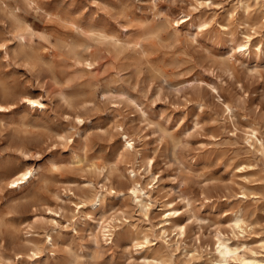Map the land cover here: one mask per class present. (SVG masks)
<instances>
[{"label": "rangeland", "instance_id": "obj_1", "mask_svg": "<svg viewBox=\"0 0 264 264\" xmlns=\"http://www.w3.org/2000/svg\"><path fill=\"white\" fill-rule=\"evenodd\" d=\"M0 104V264L264 259V0H0Z\"/></svg>", "mask_w": 264, "mask_h": 264}, {"label": "bare ground", "instance_id": "obj_2", "mask_svg": "<svg viewBox=\"0 0 264 264\" xmlns=\"http://www.w3.org/2000/svg\"><path fill=\"white\" fill-rule=\"evenodd\" d=\"M20 36L25 39V34H20ZM245 45H246L245 43L235 42L233 48L238 47L240 49H243L245 47ZM89 63L91 64V62H89ZM25 98L31 104H35V103H39L40 105L42 104L41 101L38 99H33L29 96H26ZM0 107H4V106L2 104H0ZM124 134H125L124 138H125L127 146H132L133 145L132 138L127 133H124ZM253 136L257 137L255 130H253ZM253 136H251V137H253ZM251 139H252V142H254L253 138H251ZM259 141H260L261 145H263L261 140H259ZM36 169L29 168V166H28V167H25V168L19 170L16 173L14 172L15 174L13 173V175L10 176V178L8 179V183H10L12 186H17V185H21V183H23V182H28L30 180V178L33 177V175H36V172H35ZM131 172L133 173L134 170L132 169ZM132 183H133V185L130 187V190L132 193L135 194L136 197L140 196V193H139L140 191L144 192V194H146L147 197L149 196V193L146 190H144V187L141 185L138 178L133 176ZM120 193H122L121 190L117 192V194H120ZM101 199H102L101 196H98V198L96 199V201L94 203L97 205L100 204ZM144 201L145 200L143 198L139 199V203L141 204V206H145L147 208L148 204H147V202L144 203ZM241 212L238 213L233 220H234V225L236 227L244 229V224L246 223V221L244 220ZM180 228H182V225L180 226ZM180 230H182V229H180ZM101 232H102L103 239L106 242L108 240L112 239L113 229L109 223H107L103 226V229ZM145 238H146L145 240H147V242H148L149 238L147 236ZM134 240H135V238H134ZM47 241L50 242L51 244L53 243V237L51 234L47 235ZM233 245H231L229 243L228 238L224 237V235L219 232L218 233V246H217L218 258L216 261H214V264H231L232 263L231 261H239V264H264V259L249 258V257H246L242 254H239V252H238L239 244H238V246L237 245L233 246ZM263 247H264V240H263ZM152 260H153V263H149V264H164V262H165V260L160 258V257H152ZM168 264H171V263H168ZM234 264H237V263L235 262Z\"/></svg>", "mask_w": 264, "mask_h": 264}]
</instances>
